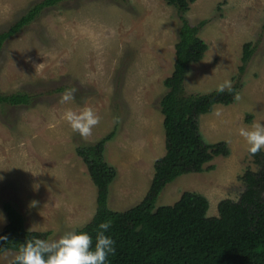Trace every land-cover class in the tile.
<instances>
[{
	"label": "rangeland",
	"instance_id": "obj_1",
	"mask_svg": "<svg viewBox=\"0 0 264 264\" xmlns=\"http://www.w3.org/2000/svg\"><path fill=\"white\" fill-rule=\"evenodd\" d=\"M42 1L0 0V93L31 97L26 106L0 105V231L7 224L5 202L21 213L28 231L47 232V239L87 224L96 189L75 149L114 128L104 151L116 169L108 208L125 211L140 203L153 164L165 153L159 104L173 70L180 16L201 26L207 45L203 59L189 67L184 94L210 93L225 79L239 88L232 104L214 105L198 118L202 139L226 143L228 156L167 184L156 208L197 193L208 200L212 217L219 201H237L240 177L258 170L238 129L264 123V0H195L185 14L164 0H45L29 23L26 16ZM247 43L254 52L240 73ZM71 88L74 101L61 104ZM83 106L100 116L87 138L62 119L65 109ZM15 255L0 254V264Z\"/></svg>",
	"mask_w": 264,
	"mask_h": 264
},
{
	"label": "trees",
	"instance_id": "obj_2",
	"mask_svg": "<svg viewBox=\"0 0 264 264\" xmlns=\"http://www.w3.org/2000/svg\"><path fill=\"white\" fill-rule=\"evenodd\" d=\"M44 1L26 16L29 23L39 15L45 6ZM164 1L180 14H185L195 0ZM180 21L178 40L174 45L173 70L163 82L167 92L159 104L165 153L153 164L149 188L134 207L125 211L110 210L108 192L116 177V169L105 162L104 151L106 143L115 134V128L94 144L79 145L75 153L85 165L96 189V209L91 220L77 230L89 233L94 244L99 224L111 223L105 234L115 240L116 251L108 257L107 264H264L262 150L255 155L249 154L258 170L243 173L240 180L244 189L238 200L219 201L217 216H207L209 202L197 193L185 192L172 206L156 208L157 199L167 184L182 175L200 173L203 166L215 157L228 156L226 143L207 144L202 139L198 118L207 114L214 105L232 104L239 88L234 85L230 92L215 90L203 95L184 94V79L189 67L203 59L207 45L198 34L201 26H191L183 16H180ZM1 42L0 34V47ZM253 52L254 48L249 43L243 45L240 73ZM30 102L28 94L0 93V105L16 107ZM2 206L7 224L0 231V236L7 239L0 240V254L7 251L17 254L20 246L34 237L47 239V232L28 231L21 213L10 202Z\"/></svg>",
	"mask_w": 264,
	"mask_h": 264
},
{
	"label": "clouds",
	"instance_id": "obj_3",
	"mask_svg": "<svg viewBox=\"0 0 264 264\" xmlns=\"http://www.w3.org/2000/svg\"><path fill=\"white\" fill-rule=\"evenodd\" d=\"M226 90L229 92L232 90V82L229 79H225L217 86L218 92L223 93ZM74 93V88L67 89L61 95L60 103L74 101ZM62 119L69 124L73 132H78L83 138L89 137L93 127L100 122V116L89 106L75 110L67 108L62 113ZM238 134L244 139L250 155L264 150V123L261 121L240 127ZM0 180H3L2 176ZM3 219V214L0 213V221ZM110 227L109 221L99 224L94 244L89 233L76 229L66 231L54 239L34 237L26 240L20 246L12 264H107L108 257L116 251L115 240L105 234ZM4 239L7 237L0 236V240Z\"/></svg>",
	"mask_w": 264,
	"mask_h": 264
}]
</instances>
